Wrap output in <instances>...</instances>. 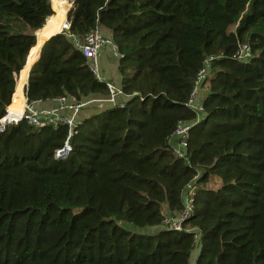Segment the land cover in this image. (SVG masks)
I'll use <instances>...</instances> for the list:
<instances>
[{
	"label": "trees",
	"instance_id": "1",
	"mask_svg": "<svg viewBox=\"0 0 264 264\" xmlns=\"http://www.w3.org/2000/svg\"><path fill=\"white\" fill-rule=\"evenodd\" d=\"M69 1L71 33L112 36L130 97L86 118L67 158L66 127L0 132V264H264V0ZM69 1L0 0V119L28 76L29 100L108 94L66 33H41L50 17L63 28ZM211 56L179 159L169 139L196 118ZM197 175L189 231L165 227Z\"/></svg>",
	"mask_w": 264,
	"mask_h": 264
},
{
	"label": "built area",
	"instance_id": "2",
	"mask_svg": "<svg viewBox=\"0 0 264 264\" xmlns=\"http://www.w3.org/2000/svg\"><path fill=\"white\" fill-rule=\"evenodd\" d=\"M52 2V0H51ZM73 2L70 1V7L66 15V21L60 33H66L84 58L87 60L88 66L92 74L97 80L104 82L108 94L106 95H91L88 97L78 98L73 95H63L48 100H29L27 90L28 84L23 87V111L21 115H12L9 105L6 109V114L0 119V132L6 130L9 125L18 124L25 121L33 127H50L55 131L63 127L68 129V135L64 145L55 152L56 158H67L72 152L71 138L74 136L76 129L85 121L84 113L89 109L96 107L110 108L122 107L125 101L130 97L123 92L121 81L114 82L103 77L101 71V55L105 48L110 50V55L116 61L122 57L117 44L114 42L111 35L103 31L102 28H95L81 37L71 33V23L68 19V14L73 7ZM253 55L252 46L248 43H242L236 53L237 59L241 61L248 60ZM214 56L206 59L204 66L198 73L197 81L187 101V106L195 112L196 118L192 121H179L173 131L169 144L172 147L173 153L179 159H186L188 155L189 141L191 138V130L193 126L203 119L205 109L203 106V83L207 78ZM198 175L190 181L183 191L184 207L180 211H165L161 212L163 216V225L174 231L187 230L184 222L188 220L194 212L195 200L198 194L197 185ZM189 231V230H187ZM199 244L197 239V248L195 250L194 259L198 253Z\"/></svg>",
	"mask_w": 264,
	"mask_h": 264
},
{
	"label": "bare ground",
	"instance_id": "3",
	"mask_svg": "<svg viewBox=\"0 0 264 264\" xmlns=\"http://www.w3.org/2000/svg\"><path fill=\"white\" fill-rule=\"evenodd\" d=\"M61 30H62V28L60 27V25L58 23H56L53 18L50 17V18L47 19L46 25L43 28V30L41 31V33L45 37L49 38V37H51V36H53L55 34L60 33ZM22 111H23V105L20 106V107H17L16 109H14L12 111V115H15V116L16 115H21Z\"/></svg>",
	"mask_w": 264,
	"mask_h": 264
},
{
	"label": "rangeland",
	"instance_id": "4",
	"mask_svg": "<svg viewBox=\"0 0 264 264\" xmlns=\"http://www.w3.org/2000/svg\"><path fill=\"white\" fill-rule=\"evenodd\" d=\"M67 1H69V0H67ZM69 3H70V1H69ZM103 31H104V28H103ZM107 49L108 48H105L104 51H106ZM111 56H112V54H111ZM116 62L117 61L114 58H112V57H111V60L105 59V60H103V62H101V71H102L103 77H104V69L105 70L110 69L111 74L116 75V73H117V70H116ZM103 109H105V108H103V107H96V108L89 109L88 111H86L84 113V116L85 117H90V116L94 115L95 113H97L99 111H102ZM146 231H151V230L149 229V230H146Z\"/></svg>",
	"mask_w": 264,
	"mask_h": 264
},
{
	"label": "crops",
	"instance_id": "5",
	"mask_svg": "<svg viewBox=\"0 0 264 264\" xmlns=\"http://www.w3.org/2000/svg\"><path fill=\"white\" fill-rule=\"evenodd\" d=\"M104 31L110 35V33L107 30L104 29ZM105 59L111 60V55H110V50L109 49L104 51V53L101 55V62H103V60H105ZM116 70H117V73H116V75H114V74H111L110 69H107V70L104 69V78L107 79V80H110V81H114V82L121 81V76L119 75V72H118V61L116 62ZM17 78H18V76H17ZM28 81H29V76H28ZM28 81L26 82L27 84H28ZM85 118H88V117H85ZM166 208H168V207H166ZM193 260H194V256H193Z\"/></svg>",
	"mask_w": 264,
	"mask_h": 264
},
{
	"label": "water",
	"instance_id": "6",
	"mask_svg": "<svg viewBox=\"0 0 264 264\" xmlns=\"http://www.w3.org/2000/svg\"><path fill=\"white\" fill-rule=\"evenodd\" d=\"M47 21V20H46ZM46 24V23H45ZM37 32H33V35L36 36ZM27 62V60H26ZM33 66V65H32ZM31 70V69H30ZM30 73V72H29ZM17 84H18V78L16 79V87H17Z\"/></svg>",
	"mask_w": 264,
	"mask_h": 264
}]
</instances>
